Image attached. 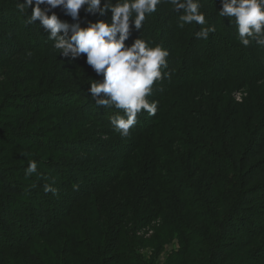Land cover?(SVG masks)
<instances>
[{"label": "trees", "instance_id": "16d2710c", "mask_svg": "<svg viewBox=\"0 0 264 264\" xmlns=\"http://www.w3.org/2000/svg\"><path fill=\"white\" fill-rule=\"evenodd\" d=\"M200 3L206 25L181 28L183 10L167 2L141 29L133 22L126 45L141 38L167 49L168 75L147 97L156 114L137 118L112 147L76 139L104 128L120 135L111 124L119 109L77 99L91 98L103 76L86 54L54 49L39 20L27 24L32 9L0 0V264H54L65 253L76 264H159L175 240L163 264H264V46L241 44L235 18L219 15L222 0ZM85 9L87 21L52 11L70 26L111 22L110 11ZM204 26L216 31L197 39ZM240 89L246 96L237 102ZM62 128L71 139H52ZM30 160L38 174L26 177ZM152 220L160 221L156 234L138 237ZM148 245L149 257L140 251Z\"/></svg>", "mask_w": 264, "mask_h": 264}, {"label": "clouds", "instance_id": "9594fccd", "mask_svg": "<svg viewBox=\"0 0 264 264\" xmlns=\"http://www.w3.org/2000/svg\"><path fill=\"white\" fill-rule=\"evenodd\" d=\"M170 3L175 11L183 10L179 19L180 27L195 22L206 25L205 13L201 11L200 0H18L17 8L27 16V24H34L39 20L41 26L49 33L48 38L55 43L54 49L65 57L73 58L86 54L87 64L98 74L103 76V82L91 83V99L96 106L106 109L115 107L124 112L123 116L112 117L111 124L114 131L122 137L129 135L130 130L137 123V116L142 111L154 116L158 102L149 101L147 97L153 94V85L163 80L168 73L162 72L167 68L169 52L161 45L150 47L149 42L138 38L131 44L126 41L131 35V27L137 30L143 27L146 17L157 11L161 3ZM222 10L219 15L235 18L238 37L241 44L247 47L250 39L264 46V0H222ZM41 5L46 7L41 8ZM86 6V12L105 16L112 13L111 22L100 20L88 27L79 24L69 25L62 22L52 10L62 7L65 14L78 20L80 10ZM49 12H52L49 15ZM69 31L71 35L69 36ZM215 26H204L195 33L197 39L207 40ZM64 34L61 35L60 33ZM103 94V95H101ZM38 174L35 160L28 162L25 176ZM44 191L58 195V191L50 184H45Z\"/></svg>", "mask_w": 264, "mask_h": 264}, {"label": "rangeland", "instance_id": "374dc122", "mask_svg": "<svg viewBox=\"0 0 264 264\" xmlns=\"http://www.w3.org/2000/svg\"><path fill=\"white\" fill-rule=\"evenodd\" d=\"M29 9H30L29 11H31L32 8H29ZM79 18H82L85 21H87L90 18V16L89 15H87V16L83 15L81 17L79 16ZM216 50L220 51L222 49H221V47H219ZM216 69H217V67H216ZM216 69H214V70L216 71ZM101 79L102 80H100V81L102 82L103 81V77H101ZM90 88L91 87H89V90H90ZM245 96H246V92L244 90H242V89L237 90V91H235L233 93V97L235 98V100L237 102L243 101ZM77 99H79V103H80L79 105H82L83 103H85L86 106H88L89 103H91L90 105L94 106L95 109L98 108L96 106V104H95V101L92 100L91 98H84L83 96H81V97H79ZM100 107H104V106H100ZM119 115L120 116L124 115L123 110L119 109ZM137 118L149 119L148 118V113L142 111L141 113L138 114ZM83 120L87 121V118L84 117ZM60 131H61V136H59L58 138L52 137V139H55V141L56 140H60V139L63 140L64 138H66L65 140L71 139V138H67L68 137L67 132L69 131L68 128H62ZM101 131H103V132H100L101 134L99 132H96L94 136H91V137H76V139L77 140L80 139V140H84V141H93V140H95V141L100 142L101 145H104V146L105 145H109V146L112 145V147L113 146L116 147L117 145L121 146L122 145L121 143L125 142L126 139H127V138L122 137L121 135L109 136L108 132H107V128H104ZM50 135L51 136H55V134H50ZM57 136H58V134H57ZM113 137H115V138H113ZM106 158H108V157H106ZM111 167H112V165H111ZM95 169H98V167H96ZM158 229H160V221L159 220H152V221H149L147 224H144V226L140 225L139 228L137 229L136 235L138 237H143L144 239H151L156 234ZM178 248H179V241L175 240V241H171L170 243H168L165 246V248L163 249V251L161 252V254L159 255V257H158L159 258V262H160L159 264H163L164 261L170 255H172V253L174 251H176ZM140 251L143 254H145L146 256H148V257L153 252V250L150 248L149 245L141 248ZM75 259H77V258H74V257L70 256L69 253H65V254H62L61 256L59 255V256H57L55 258H52V261L54 262V264H76ZM65 260H67V261H65Z\"/></svg>", "mask_w": 264, "mask_h": 264}]
</instances>
